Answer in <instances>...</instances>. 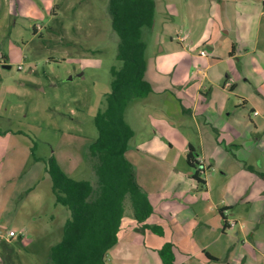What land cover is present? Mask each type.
<instances>
[{
    "label": "rangeland",
    "instance_id": "1",
    "mask_svg": "<svg viewBox=\"0 0 264 264\" xmlns=\"http://www.w3.org/2000/svg\"><path fill=\"white\" fill-rule=\"evenodd\" d=\"M174 2V22L178 25L183 20L180 9L185 1ZM200 2L207 4L206 0ZM202 9L207 18L208 9ZM163 18L165 11L159 4L155 26L152 30L144 28L143 39L153 64L160 58L154 40L163 33ZM177 43L167 38L166 50L172 53ZM197 45L192 50L203 47ZM117 54L118 34L112 26L108 0H0V264H51L50 253L62 241L71 216L66 206L55 201L48 163L52 157L74 179H89L96 186L97 159L92 157L90 146L99 136L95 116L106 107V96L112 91V67L121 66ZM6 64L11 67L5 68ZM164 97L154 93L143 102L138 98L125 110L134 136L124 155L132 164L138 184L139 180L146 181L156 203L165 194L158 189L161 180L171 177L164 174V159L170 161L175 155L184 169L187 164L182 148L186 139L200 144L197 132L160 119L166 114L165 105H173ZM209 134L220 141H230L233 136ZM245 143L228 146L252 161L255 156L248 154ZM259 148L253 153L264 150V141ZM259 160L262 166L256 169L258 172L249 166L250 172L230 173L235 175L229 178V187L263 180L260 172L264 171V157ZM124 206L126 221H133L131 195ZM221 212L226 214L227 210ZM243 223L247 226L248 222ZM256 235L264 237V221L259 223ZM120 237L118 242L127 240ZM151 238L144 239L145 248L142 244L135 248L139 260L114 257L110 249L107 264H138L140 260L142 264H158L154 259L160 252L147 247L154 242Z\"/></svg>",
    "mask_w": 264,
    "mask_h": 264
},
{
    "label": "crops",
    "instance_id": "2",
    "mask_svg": "<svg viewBox=\"0 0 264 264\" xmlns=\"http://www.w3.org/2000/svg\"><path fill=\"white\" fill-rule=\"evenodd\" d=\"M184 1L180 9L183 20L178 25L174 22V0L155 1L156 12L160 4L166 17L161 19L163 33L154 40L160 58L153 64L147 50L145 75L154 91L139 101L150 99L154 93L165 94L173 105H165L166 114L162 108L160 119L197 132L200 144L186 139L187 145L182 148L187 164L184 169L175 155L170 161L164 159V174L171 177L161 180L158 189L165 194L159 203L146 181L138 179L149 195L153 213L141 223L134 217L126 221L125 211L119 240H127L119 241L112 254L139 260L135 248L141 244L145 248L144 239L152 235L154 242L147 247L158 254L171 243L174 264H264V237L256 235L259 223L264 221V171L260 172L261 181L242 182L234 188L228 185L235 175L230 173L248 172L250 167L256 171L262 166L260 156L264 157V150L253 153L264 141V0H206L205 5L201 0ZM203 7L208 9L207 18ZM167 38L179 41L172 53L166 50ZM198 43L203 47L192 50ZM202 50L208 55H202ZM209 133L233 136L230 141H220ZM241 141H247L243 146L255 156L252 161L228 146ZM190 146L202 164L204 184L193 177L195 168L187 160ZM256 188H260L257 193ZM227 219L235 220V224L228 225ZM154 261L164 264L161 255Z\"/></svg>",
    "mask_w": 264,
    "mask_h": 264
},
{
    "label": "trees",
    "instance_id": "3",
    "mask_svg": "<svg viewBox=\"0 0 264 264\" xmlns=\"http://www.w3.org/2000/svg\"><path fill=\"white\" fill-rule=\"evenodd\" d=\"M155 1L108 0L112 26L118 34L116 58L121 66L112 67V91L106 96V107L95 116L99 136L90 146V152L97 159L94 167L98 182L95 186L89 179L76 180L62 171L53 157L49 160L55 201L71 213L62 241L50 253L51 264H107L106 255L117 244L122 229L128 195L138 222L146 221L153 213L149 197L138 184L124 153L134 136L125 119V110L134 100L154 91L145 75L147 43L143 34L145 27L151 29L154 25ZM187 160L195 168L193 177L204 184L200 175L202 164L193 146ZM159 252L164 264H174L171 243Z\"/></svg>",
    "mask_w": 264,
    "mask_h": 264
},
{
    "label": "built area",
    "instance_id": "4",
    "mask_svg": "<svg viewBox=\"0 0 264 264\" xmlns=\"http://www.w3.org/2000/svg\"><path fill=\"white\" fill-rule=\"evenodd\" d=\"M201 54L204 55V56L208 55L207 52L204 51V50L201 51ZM226 221H227L228 225H234L235 224V220L227 219Z\"/></svg>",
    "mask_w": 264,
    "mask_h": 264
},
{
    "label": "water",
    "instance_id": "5",
    "mask_svg": "<svg viewBox=\"0 0 264 264\" xmlns=\"http://www.w3.org/2000/svg\"><path fill=\"white\" fill-rule=\"evenodd\" d=\"M4 67H5V68H10L11 65H10V64H6V65H4Z\"/></svg>",
    "mask_w": 264,
    "mask_h": 264
}]
</instances>
